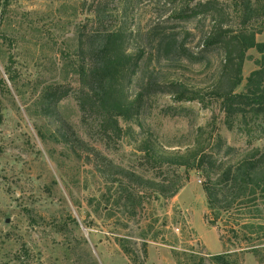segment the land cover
Segmentation results:
<instances>
[{
	"label": "rangeland",
	"instance_id": "374dc122",
	"mask_svg": "<svg viewBox=\"0 0 264 264\" xmlns=\"http://www.w3.org/2000/svg\"><path fill=\"white\" fill-rule=\"evenodd\" d=\"M198 1L0 0V264H264V170L246 192L221 182L264 140L225 124L214 97L223 55L205 45L217 21L193 15ZM217 1L235 30L242 0ZM103 30H124L140 54L128 97L145 93L141 124L120 139L77 98L79 38ZM154 30L183 48L157 54ZM247 56L238 92L262 59ZM175 84L204 102L159 92ZM199 151L218 164L206 162L211 207L207 174L171 161Z\"/></svg>",
	"mask_w": 264,
	"mask_h": 264
},
{
	"label": "trees",
	"instance_id": "16d2710c",
	"mask_svg": "<svg viewBox=\"0 0 264 264\" xmlns=\"http://www.w3.org/2000/svg\"><path fill=\"white\" fill-rule=\"evenodd\" d=\"M240 5L241 17L235 30L223 26V9L217 0L198 1L193 15L211 14L213 20L217 21L209 31L205 45L207 48L215 47L221 50L223 55L221 74L215 85L214 97L224 114L225 124L232 128L239 120L246 131H257L259 133L257 139L264 140V42H258L256 39L257 35L264 33V0H242ZM151 36L155 43L154 49L159 55H169L182 44L178 34L174 32L160 33L154 30ZM129 44L130 36L124 30H103L79 38L78 53L82 63L80 61L77 70L80 83L77 98L80 110L95 115L104 131L112 133L117 139L133 133L132 126L141 124L140 118L144 109V92L139 93L133 100L128 97V89L139 67L140 57L139 53L136 56L131 53ZM253 49L262 56V59L257 63L258 68L246 78L243 89L238 92L243 84V68L248 60L247 53ZM153 88L152 84L142 85L145 92ZM158 88L159 92L177 96L180 102H204L201 95L189 93L181 85H171L167 91ZM121 122L127 127L123 128ZM223 144V139L218 138L216 147L220 148ZM141 150L149 157L155 158L150 144H145ZM201 153L202 151L195 152L186 159L171 161L186 171L194 168L207 174L204 190L211 207L215 185L211 183L208 175L211 170L206 163L208 158L201 156ZM208 162L212 169L218 166L217 163ZM261 170H264V146L252 148L251 155L238 165L225 170L221 182L231 183L239 191L246 192L256 186L252 177ZM180 188L177 187L169 194L161 189L159 193L175 195ZM130 196L131 194L128 195ZM226 256L219 255L214 259L223 264H237L226 261Z\"/></svg>",
	"mask_w": 264,
	"mask_h": 264
}]
</instances>
